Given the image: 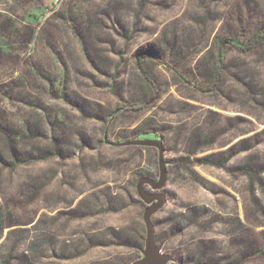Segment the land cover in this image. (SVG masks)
<instances>
[{"label":"rangeland","instance_id":"1","mask_svg":"<svg viewBox=\"0 0 264 264\" xmlns=\"http://www.w3.org/2000/svg\"><path fill=\"white\" fill-rule=\"evenodd\" d=\"M262 26L264 0H0V264H147L153 143L161 264H264Z\"/></svg>","mask_w":264,"mask_h":264},{"label":"water","instance_id":"2","mask_svg":"<svg viewBox=\"0 0 264 264\" xmlns=\"http://www.w3.org/2000/svg\"><path fill=\"white\" fill-rule=\"evenodd\" d=\"M153 144L155 146L159 147V149H160L159 162H160L161 167H160L159 181L157 183H154V182L147 180V179H141L137 185V191L142 198H144L148 201L155 200V199L158 200L157 205L149 208L145 212L144 222H145V226H146L147 264H161L162 258L160 256H158L157 249H156V246H155L154 241H153V228H152V224L150 222V216L162 206V204L164 203V198L162 196H154V195L153 196H147L141 190V185L144 182L150 184L153 188H158L159 186H161V184L165 180V168L163 166V162L161 159L163 149L159 143H153Z\"/></svg>","mask_w":264,"mask_h":264},{"label":"trees","instance_id":"3","mask_svg":"<svg viewBox=\"0 0 264 264\" xmlns=\"http://www.w3.org/2000/svg\"><path fill=\"white\" fill-rule=\"evenodd\" d=\"M264 34V26H262L251 38L250 40L248 41L247 45L245 48L239 46L237 47V49H239V51H244L246 49H251V47H253L254 45L258 44L260 41H261V38H262V35ZM236 41H227V40H223L221 43H220V46L218 47V51H217V58H216V61H217V65H219L221 62H222V47L223 45L227 44V45H230L232 47H236ZM139 57L141 58H144L145 57V53L143 52H140L139 54ZM141 66H139L140 68Z\"/></svg>","mask_w":264,"mask_h":264}]
</instances>
